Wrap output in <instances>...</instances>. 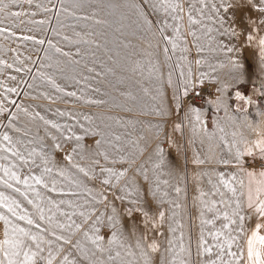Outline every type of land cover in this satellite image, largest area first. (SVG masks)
<instances>
[{
  "label": "rangeland",
  "instance_id": "rangeland-1",
  "mask_svg": "<svg viewBox=\"0 0 264 264\" xmlns=\"http://www.w3.org/2000/svg\"><path fill=\"white\" fill-rule=\"evenodd\" d=\"M263 112L264 0H0V264H245Z\"/></svg>",
  "mask_w": 264,
  "mask_h": 264
},
{
  "label": "crops",
  "instance_id": "crops-1",
  "mask_svg": "<svg viewBox=\"0 0 264 264\" xmlns=\"http://www.w3.org/2000/svg\"><path fill=\"white\" fill-rule=\"evenodd\" d=\"M255 119H258L255 118ZM238 123L243 124L240 119H237ZM1 227V226H0ZM8 236L12 235L7 233ZM50 238L47 239L45 242L47 245H56V242L50 241ZM10 244L6 243V250L11 249L14 247L11 244H15V246H18V242L20 241H8ZM51 245V247H52ZM32 243H29V245L26 248H20V250L24 251L23 257L25 261L30 262L33 252L36 251L32 247ZM54 248V247H52ZM56 251V249H52ZM244 263L245 264H264V213L261 214L253 223L252 227L248 231L245 242H244Z\"/></svg>",
  "mask_w": 264,
  "mask_h": 264
},
{
  "label": "bare ground",
  "instance_id": "bare-ground-1",
  "mask_svg": "<svg viewBox=\"0 0 264 264\" xmlns=\"http://www.w3.org/2000/svg\"><path fill=\"white\" fill-rule=\"evenodd\" d=\"M204 117L205 116H201V119ZM258 117L257 120H252L247 117V120L244 123L248 132L247 136L250 138L249 145H251L254 151L256 150L254 141H258L260 137L264 136V112L259 114Z\"/></svg>",
  "mask_w": 264,
  "mask_h": 264
},
{
  "label": "built area",
  "instance_id": "built-area-1",
  "mask_svg": "<svg viewBox=\"0 0 264 264\" xmlns=\"http://www.w3.org/2000/svg\"><path fill=\"white\" fill-rule=\"evenodd\" d=\"M257 166H258V169L264 170V160L260 161Z\"/></svg>",
  "mask_w": 264,
  "mask_h": 264
}]
</instances>
